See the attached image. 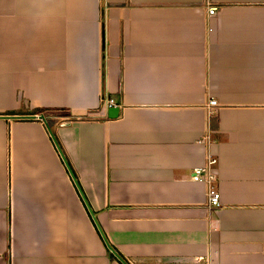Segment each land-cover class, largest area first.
I'll return each mask as SVG.
<instances>
[{
  "label": "crops",
  "instance_id": "1",
  "mask_svg": "<svg viewBox=\"0 0 264 264\" xmlns=\"http://www.w3.org/2000/svg\"><path fill=\"white\" fill-rule=\"evenodd\" d=\"M0 264H264V0H0Z\"/></svg>",
  "mask_w": 264,
  "mask_h": 264
},
{
  "label": "built area",
  "instance_id": "2",
  "mask_svg": "<svg viewBox=\"0 0 264 264\" xmlns=\"http://www.w3.org/2000/svg\"><path fill=\"white\" fill-rule=\"evenodd\" d=\"M217 8L209 9V16L216 15ZM105 107H114L115 102L112 99L104 100ZM209 108H215L218 106V102L214 99H211L208 104ZM208 140V136L206 137ZM219 165L218 159L212 155L207 158L206 164L201 168L194 169V181L205 182L208 186L207 193V207L209 209L213 207H219L221 205V194L219 190L215 187V181L217 180V167Z\"/></svg>",
  "mask_w": 264,
  "mask_h": 264
},
{
  "label": "water",
  "instance_id": "3",
  "mask_svg": "<svg viewBox=\"0 0 264 264\" xmlns=\"http://www.w3.org/2000/svg\"><path fill=\"white\" fill-rule=\"evenodd\" d=\"M119 115V108L118 107H111L108 110V117L109 118H117ZM41 119H44V116H40ZM116 256L120 258L117 254Z\"/></svg>",
  "mask_w": 264,
  "mask_h": 264
},
{
  "label": "trees",
  "instance_id": "4",
  "mask_svg": "<svg viewBox=\"0 0 264 264\" xmlns=\"http://www.w3.org/2000/svg\"><path fill=\"white\" fill-rule=\"evenodd\" d=\"M41 112H44V110H42V109H38V110L35 111L36 114H39V113H41ZM110 255L113 256L112 253H111Z\"/></svg>",
  "mask_w": 264,
  "mask_h": 264
}]
</instances>
